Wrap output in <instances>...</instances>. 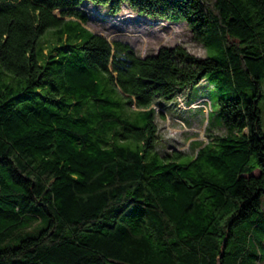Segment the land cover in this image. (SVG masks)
<instances>
[{
	"label": "trees",
	"instance_id": "trees-1",
	"mask_svg": "<svg viewBox=\"0 0 264 264\" xmlns=\"http://www.w3.org/2000/svg\"><path fill=\"white\" fill-rule=\"evenodd\" d=\"M82 1L0 0V238L43 222L0 264H226L233 224L263 215L264 0H90L185 21L204 57L141 56L90 30ZM204 78L225 133L160 154L154 98Z\"/></svg>",
	"mask_w": 264,
	"mask_h": 264
},
{
	"label": "rangeland",
	"instance_id": "rangeland-1",
	"mask_svg": "<svg viewBox=\"0 0 264 264\" xmlns=\"http://www.w3.org/2000/svg\"><path fill=\"white\" fill-rule=\"evenodd\" d=\"M78 7L87 13L88 19L85 25L90 30L106 37L109 41L120 39L130 43L141 56L156 52L161 45L173 46L175 44H181L199 57L217 54L215 48H206L204 44L192 38L191 30L185 21L173 22L162 17L142 16L125 3L117 13L111 12L106 5L90 0L82 1ZM53 13L59 15L60 10L54 9ZM260 81L261 97L257 106L264 132V75ZM218 96L219 92L215 86L204 78L191 88L180 91L176 97L170 99L155 97V103L151 106L159 111L155 120L158 135L155 143L157 151L160 154L179 151L181 155L177 157V161L186 162L195 154L194 147L197 141L207 142L211 135L225 133L219 115ZM191 99L194 101L187 104ZM261 209L264 215V194L261 196ZM263 215L261 212H255L251 217L237 220L233 224V236L228 244L229 260H233L231 251H235L234 254L237 255L242 250L240 256L238 254L237 264L239 261L240 264H252L251 262L264 264V260L260 261V251H264ZM251 221L260 225L261 234L250 226ZM42 226L43 222L40 220L29 221L9 237L0 238V247L16 243L22 231H33ZM233 241L239 242L243 248L233 246ZM251 254L256 255L257 260H254ZM229 260L226 264H233Z\"/></svg>",
	"mask_w": 264,
	"mask_h": 264
},
{
	"label": "water",
	"instance_id": "water-1",
	"mask_svg": "<svg viewBox=\"0 0 264 264\" xmlns=\"http://www.w3.org/2000/svg\"><path fill=\"white\" fill-rule=\"evenodd\" d=\"M245 131H247V130H245Z\"/></svg>",
	"mask_w": 264,
	"mask_h": 264
}]
</instances>
